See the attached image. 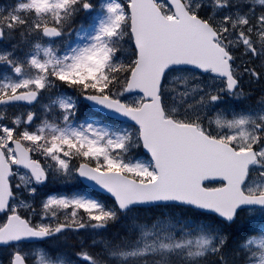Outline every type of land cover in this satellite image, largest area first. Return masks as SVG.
Instances as JSON below:
<instances>
[{"label": "snow or ice", "instance_id": "6c2138e0", "mask_svg": "<svg viewBox=\"0 0 264 264\" xmlns=\"http://www.w3.org/2000/svg\"><path fill=\"white\" fill-rule=\"evenodd\" d=\"M245 82H264V0L0 7V264H264V234L229 231L264 215V95L221 107ZM64 88L128 123L77 122ZM74 175L104 197L41 193ZM69 232L91 237L77 260L37 246Z\"/></svg>", "mask_w": 264, "mask_h": 264}, {"label": "rangeland", "instance_id": "374dc122", "mask_svg": "<svg viewBox=\"0 0 264 264\" xmlns=\"http://www.w3.org/2000/svg\"><path fill=\"white\" fill-rule=\"evenodd\" d=\"M10 3H12V0H7L6 3L3 4L1 7L6 6V5L10 4ZM67 39H68V42H69V43L71 44V46H73V47L76 46L77 43H79V38L76 36L75 33H71V34L67 37ZM54 91H55V90H54ZM62 91H64L66 94L69 95V93H67L64 89H62ZM53 98H55V96H53ZM42 103H48L47 96H45V97L42 99ZM239 104H240V102H239ZM240 105H241V104H240ZM241 106H242V105H241ZM37 107H38V108H37L36 111H37L38 113H40V111H41V105L38 104ZM221 107H235V105H231V101H229V102H225V101H223ZM242 107H244V106H242ZM55 111H56V112H59V109L57 108ZM50 118H53V117H50ZM83 120H84V118L78 120L77 122H82ZM37 123H39V121H37ZM118 126H124V125H118ZM137 154H138V153H137ZM140 157H141V156H140ZM141 158H143V157H141ZM39 159L43 160V158H39ZM74 177H75V175H74L70 180H67V181H65V182H56V183H63V184H65V185H71L72 183H74ZM53 185H54V182H52L51 180H49L48 186H47L45 189H41V193L54 190V189H53ZM49 194H53V193H52V192H49ZM40 198H42V197H41V196H38V198H37V202L39 201ZM160 211H168V210H166V209H160L159 212H160ZM158 214H159V213H158ZM158 214H156L155 217H156ZM174 216H179V214H176V213H175V210H174ZM155 217H154V219H155ZM149 223H151V222H149ZM87 235H88V234H87ZM88 236H89V235H88ZM114 238H115V237L111 236V239H114ZM57 248H59L60 251H61L63 254H65L68 258L73 259V260H77V259H78V258L75 256V253H76V252H73L72 250H67V249H65V245H62V246L59 245Z\"/></svg>", "mask_w": 264, "mask_h": 264}, {"label": "water", "instance_id": "95a60500", "mask_svg": "<svg viewBox=\"0 0 264 264\" xmlns=\"http://www.w3.org/2000/svg\"><path fill=\"white\" fill-rule=\"evenodd\" d=\"M87 103H88V105H89L92 109L96 110V109L92 106L91 102L87 101ZM96 111H97V110H96ZM102 113L105 114V115H108V114H106V113H104V112H102ZM108 116H110V115H108ZM110 117H113V118H115V119H117V120L126 121V118H123V117H119V116H115V115H111ZM126 122H128V121H126ZM80 179H81L82 182H83L84 184H86L87 186H89V187H91V188H93V189H95V190L101 191L98 187L94 186V185L92 184V182L85 181L83 178H80ZM101 192H102V191H101Z\"/></svg>", "mask_w": 264, "mask_h": 264}, {"label": "trees", "instance_id": "16d2710c", "mask_svg": "<svg viewBox=\"0 0 264 264\" xmlns=\"http://www.w3.org/2000/svg\"><path fill=\"white\" fill-rule=\"evenodd\" d=\"M82 108H85V107L82 105ZM85 110L87 111V109H86V108H85ZM148 212L150 213V211H148ZM152 214H153V213H150V214H149V215H147V216H148V217H150V215H151V217H152ZM151 217H150V218H151Z\"/></svg>", "mask_w": 264, "mask_h": 264}, {"label": "bare ground", "instance_id": "6f19581e", "mask_svg": "<svg viewBox=\"0 0 264 264\" xmlns=\"http://www.w3.org/2000/svg\"><path fill=\"white\" fill-rule=\"evenodd\" d=\"M7 1V0H6Z\"/></svg>", "mask_w": 264, "mask_h": 264}]
</instances>
